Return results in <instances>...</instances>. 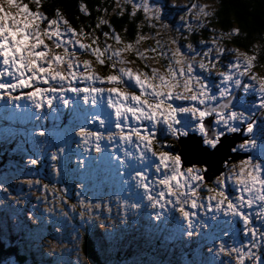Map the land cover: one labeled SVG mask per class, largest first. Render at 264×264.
<instances>
[{"label":"rangeland","instance_id":"1","mask_svg":"<svg viewBox=\"0 0 264 264\" xmlns=\"http://www.w3.org/2000/svg\"><path fill=\"white\" fill-rule=\"evenodd\" d=\"M171 2L177 5L173 15L162 12L159 6H149L147 0H117L114 10L119 13H127L122 8L125 3L133 5L132 15L139 9L147 12V31L142 37L139 32L133 42L124 35H112L105 48L89 41L94 54L87 57L83 52L86 41L69 36L63 21L56 27H45L41 25L42 13L17 9L13 7L14 0H0V82L9 86L0 88V121L6 119L2 117L4 112L9 113L12 108L21 116L32 110L31 117L39 118H13L24 124L23 130H31L29 124L33 121L61 123L60 110L67 106L58 109L55 102L60 100L71 102L76 109L81 105L78 101L92 106L89 112L78 113L82 130H71L75 128L73 124L51 129H59L56 135L62 152V164L57 169L55 160L47 156L51 149H45L53 181L38 183L40 187L30 183L27 188L21 186L4 197L0 195V210H6L11 223L2 232L19 234L16 237L21 241L16 244L24 251L26 247L34 255L33 261L86 264L79 246L87 225L97 236L98 252L109 258L117 257L116 252L110 251L118 246L146 253L151 244L161 243L177 247H170L174 254L165 259L167 264H184L189 256L181 255L180 248L196 244L199 246L194 257L199 261L264 264V75L256 69L248 71L245 52L223 43V35L217 29H208L205 16L214 10V2ZM202 27L207 28L198 30L205 34L196 38L199 46L194 41H182L188 30ZM48 32L52 35L45 37ZM77 47L81 50H75ZM222 55L227 58L224 62ZM240 92L248 99L250 94L256 97L247 104L237 102ZM226 98H234V106L206 111L208 104ZM210 115L224 133L248 135L236 143L232 152H249L247 157H237L226 164L225 171L213 182L204 179L200 164L182 166L169 148L179 134L187 131L201 135L203 144L215 145L218 139L207 137L202 125V120ZM84 117L91 122L89 129H85L88 122ZM92 122L100 126L97 134L90 129ZM3 136L0 140L10 137ZM33 139L30 146L40 150L41 143ZM17 145L16 152L24 154H19L12 172L0 175V191L10 178L18 181L31 174L32 178L42 179L37 171L29 170L33 165L31 158ZM71 147L73 150L69 151ZM66 159H71V169L79 170L82 178L76 179L78 184L73 186L78 209L85 214L69 221L64 202L51 197L59 187L65 188L62 175ZM94 159L98 162L90 168ZM107 164L111 168H106ZM134 164L138 169L130 172ZM66 199L69 200L67 196ZM31 200L34 203L30 206ZM16 210L21 213L18 218H14ZM27 210L39 211L37 216L41 217L32 218ZM50 214L65 219V225L49 223ZM179 223L184 228L179 231L182 235L178 234ZM46 225L52 226L56 234L48 236ZM149 226L159 227L151 232ZM107 227L110 231L103 238L98 237L102 236L98 232L104 233ZM232 232L236 236L233 253L219 252V240ZM182 237L197 241L188 239L189 243H182ZM223 245L230 248L225 242ZM149 251L147 258L155 260L154 250L150 247ZM157 251L168 253L162 248Z\"/></svg>","mask_w":264,"mask_h":264},{"label":"trees","instance_id":"2","mask_svg":"<svg viewBox=\"0 0 264 264\" xmlns=\"http://www.w3.org/2000/svg\"><path fill=\"white\" fill-rule=\"evenodd\" d=\"M15 4L13 7L19 9L21 7L30 8L32 12H37L38 14L42 13V26H45L48 22L49 26H54L58 24V22H62L64 25H67L69 31L71 32L70 35L78 36L82 40L86 41L88 46L85 50L84 54L89 55V41L95 47H101V45L105 44V39L109 41L111 39L112 34L114 31H120L122 35H124L128 39H132L136 31L140 29L141 33H145L147 28L145 24L147 23L148 19L145 16V12L142 9H139L136 15L130 14V5H127L126 12L119 13L114 10L116 8L117 0H14ZM214 2L216 5L214 10L211 14L205 16V20H208V29L215 28L218 32L223 35V43L226 45H233L238 47L239 49L245 52V59L246 63H248V67L256 71H259L264 75V0H210ZM154 3V0L152 1ZM162 5L166 6V9L171 13H176L174 11L176 7H173L169 4L170 0H162ZM159 4V3H157ZM129 13V14H128ZM110 15V16H108ZM109 19L110 21H106ZM145 20L146 22H141ZM106 21V22H105ZM137 22H141L143 26H137ZM136 24V25H135ZM127 26V28H126ZM202 31V30H201ZM104 33L105 39H104ZM200 34L196 32L195 35ZM202 35L205 36L204 33ZM102 36V38H101ZM110 37V38H106ZM188 41V39H184L183 42ZM196 46H199V41L195 42ZM226 59V57H222ZM244 59V60H245ZM249 63L253 65L249 66ZM243 106V105H241ZM20 135H23L20 131H17ZM24 136V135H23ZM27 139L30 156L32 158L31 162L33 165L30 167L29 170L32 171V168H38L39 166L45 165V161L48 163L46 156V147L48 146L51 150L48 151L50 153L47 155L48 157L53 153V159L55 160V166L57 169L60 168L59 160H60V153L61 144L57 143L58 136L54 135L51 140L48 139L47 143L43 144L41 150L37 148L31 150L30 148V141L28 137L25 136ZM180 147L179 143H176L175 150ZM73 150L71 147L69 149ZM42 152V153H41ZM5 156H2V159ZM64 165L67 167L64 168L68 172L72 171V161L71 159L66 160L63 162ZM25 171L26 173H29ZM58 172V171H57ZM51 175L53 172H50ZM48 174V173H47ZM74 176L75 174H71ZM46 181H53L48 174L46 179L40 180V184ZM76 183L75 181H73ZM19 184L14 185L15 188H19V185H22L23 188H27L28 184L40 187L38 182L30 176H26L25 178L18 180ZM48 183V182H46ZM27 190V189H26ZM34 203V201H30L29 204ZM18 215L20 214V210H16ZM2 212L0 211V214ZM16 214V215H17ZM31 215H37L36 210H31ZM83 214V213H82ZM85 215V214H83ZM232 232L230 235L227 234L224 240H219V252L226 251L227 253L231 252L232 247L227 250L226 246L223 245V242L226 245H234L236 244V236ZM83 239V251L84 253L81 254V257H85L86 264H167L165 260L167 257L171 258L174 251L170 250V247L176 248L170 245H162L161 243H153L146 249L147 252L145 253L142 250H135V251H127V246L122 245L113 248L110 253L116 252L117 257H108L106 253H99L98 248L95 245V240L97 236L92 234L87 235L84 234ZM16 235H6L0 230V264H26L27 262L30 264H40L32 260L34 256L26 247L21 249L18 246ZM208 240L215 246L216 242L208 238ZM156 245H159L155 247ZM150 247L154 250L156 258L155 260H150L147 257L149 256V249ZM162 248L163 250L168 251V253L158 252L157 249ZM226 249V250H225ZM116 250V251H114ZM28 252V256L25 254ZM196 249L193 251L192 249H187L183 252L185 256H189V260H185L184 264H210L209 260L199 261L197 260L195 255ZM182 254V255H183ZM236 256V255H235ZM262 262H264V255L261 257ZM29 260V261H27ZM51 259H45L44 264H50ZM68 264V262L66 263Z\"/></svg>","mask_w":264,"mask_h":264},{"label":"water","instance_id":"3","mask_svg":"<svg viewBox=\"0 0 264 264\" xmlns=\"http://www.w3.org/2000/svg\"><path fill=\"white\" fill-rule=\"evenodd\" d=\"M151 2L153 0H147ZM158 1V0H154ZM160 1V0H159ZM234 98H226L221 101L208 104L206 111L212 113L216 110H224L228 106H234ZM203 127L207 131L208 137H214L215 134H221L223 129L215 128L213 125V116L203 119ZM241 134H222L219 142L215 147L203 144V137L196 133H188L186 136H180L178 143L180 147L176 152L180 155L183 165L197 163L206 167L204 171L205 180L208 182L220 175L225 170V163H231L237 157H244L247 154L240 152H232V148L237 142L241 141Z\"/></svg>","mask_w":264,"mask_h":264},{"label":"bare ground","instance_id":"4","mask_svg":"<svg viewBox=\"0 0 264 264\" xmlns=\"http://www.w3.org/2000/svg\"><path fill=\"white\" fill-rule=\"evenodd\" d=\"M161 1L162 0H158V1H155V2H157V3H159V4H161ZM148 2V1H147ZM149 3V2H148ZM151 3V2H150ZM36 14H37V12H36ZM59 25L61 24V23H58ZM41 25H42V21H41ZM48 25H49V23L47 22L46 23V26L45 27H48ZM64 25V24H63ZM64 31H65V29H64ZM49 36V35H48ZM47 36V37H48ZM59 43V42H58ZM60 44V43H59ZM85 45H86V47L88 46V44L87 43H85ZM61 46H62V44H61ZM75 50H78V48H76ZM83 52H86V51H83ZM53 54V53H52ZM47 55H49V54H47ZM87 57H89V55L88 54H85ZM50 56H51V54H50ZM54 56V55H53ZM36 81H40V80H37L36 79ZM11 82V81H10ZM42 82V81H41ZM36 83V82H35ZM125 83V82H124ZM41 84V83H40ZM34 86H35V84H34ZM65 89V88H64ZM67 90V89H66ZM237 92V91H236ZM87 96V95H86ZM111 96V95H110ZM249 98H253L252 96H249ZM87 99V98H86ZM78 102H80V106H79V108L78 109H76V107H73V105L71 104V102H68V101H65V100H60V101H58V102H55V106L58 108V109H60L61 107H63V106H67V108H65V109H62V110H60V112H64V113H66V116L65 117H62V116H60V118H77L78 116H79V112L80 113H84V111H89V105H87V104H83V103H81V101H78ZM80 108H84L83 110H80ZM95 109V108H94ZM5 111H7V108L5 109ZM26 112V111H25ZM24 112V113H25ZM48 113V112H47ZM70 117H69V116ZM85 115H87V114H85ZM32 116V110H29L27 113H26V115H24V116H21V114L19 113V111L16 109V108H12L11 110H10V112L8 113V112H4V115L2 116L3 118H39V117H31ZM60 120V119H59ZM56 121H58V120H56ZM36 122H38V123H41V120L40 121H36ZM111 124V123H110ZM137 125V124H136ZM137 127V126H136ZM152 128V127H151ZM153 130V129H152ZM152 134V133H151ZM216 135V134H215ZM214 135V136H215ZM152 136V135H151ZM154 137V136H153ZM1 140H2V142H3V145H5V146H7V145H9V144H12L13 143V141L12 140H10L9 138H1ZM42 142V141H41ZM42 144H43V142H42ZM11 150H12V155H11V159L13 160V161H15L16 160V158H15V154H14V152H13V150L16 152L17 151V149H18V145L17 144H15L13 147H11L10 148ZM171 149V148H170ZM177 153V152H176ZM177 156H178V153H177ZM245 157V156H244ZM103 159L105 158V157H102ZM130 159H132L133 160V157H131L130 156ZM94 161L95 162H93V163H90V168H92V166H94L95 165V163H97L98 161L96 160V159H94ZM102 161V160H101ZM235 161V160H234ZM234 161H232V162H234ZM103 162H104V160H103ZM231 162V163H232ZM194 164V163H193ZM197 164V163H196ZM104 165V164H103ZM110 166V164H107V166H106V168H108ZM118 166V165H117ZM121 166V165H120ZM99 167V166H98ZM109 168H111V166L109 167ZM131 168V167H130ZM137 169H138V165H136V164H134V165H132V168H131V170H130V172L131 171H133V172H135V171H137ZM73 170V169H72ZM78 171V170H77ZM113 171V170H112ZM114 171L117 173V168L116 167H114ZM79 172V171H78ZM109 176H112L113 177V175L112 174H110ZM112 180H116L115 178H112ZM148 215V214H147ZM218 217L220 218L221 217V214L219 213L218 214ZM148 225V224H147ZM157 227H159V226H157ZM156 227V228H157ZM175 227H177V226H175ZM195 227V226H194ZM198 227V226H197ZM178 228H179V230H178V234H181V232H179L180 230H182V229H184V228H182V226H181V224L179 223V225H178ZM188 228V227H187ZM191 230V229H190ZM195 233V232H194ZM182 235V234H181ZM176 238V237H175ZM188 239H193V241H197V238H192V237H190V238H188ZM188 239H185V237H182V243L183 242H185V243H189V241H186V240H188ZM184 240V241H183ZM174 241V240H173ZM192 241V240H191ZM95 242V241H94ZM96 243V242H95Z\"/></svg>","mask_w":264,"mask_h":264},{"label":"flooded vegetation","instance_id":"5","mask_svg":"<svg viewBox=\"0 0 264 264\" xmlns=\"http://www.w3.org/2000/svg\"><path fill=\"white\" fill-rule=\"evenodd\" d=\"M149 6H159V7H161L162 8V12H164V13H166L167 15H172L173 14V12L171 13L170 11H168L167 9H166V6L165 5H162V4H159V5H156L157 3H154V2H151V3H147ZM169 4H171L173 7H177V5L175 4V3H173V2H171V0H170V2H169ZM127 5H129V4H126L125 3V6L124 7H122L123 9H125V10H127L126 8V6ZM162 5V6H161ZM130 6H132L133 7V5H130ZM132 7H130V9L132 10ZM131 10H130V14H131ZM175 10H176V8H175ZM146 12V11H145ZM147 13V12H146ZM137 14V13H136ZM135 14V15H136ZM106 22V21H105ZM136 25V24H135ZM146 25H147V23L145 24V27H146ZM137 26H143L142 25V23L141 22H137ZM148 26L150 27V25L148 24ZM126 28H127V26H126ZM151 28V27H150ZM205 28H207V27H202V28H200V29H197V28H191V30H188V33L185 35V37H184V39H188V40H190V41H194V42H197V39L196 38H201L202 37V35L201 34H198V35H195V33L196 32H198V30H201V29H205ZM152 29V28H151ZM147 31V30H146ZM139 32H140V29H138L137 31H136V34H135V36L132 38V39H128V38H126L125 36H123L122 34H121V32L120 31H114V33L112 34V35H115V34H119L120 36H123L127 41L128 40H130L131 42H133V41H135L136 39H137V37H138V34H139ZM143 34L144 33H141L140 32V36L142 37L143 36ZM106 38H110V37H106ZM104 39H105V37H104ZM184 39L182 40V41H184ZM107 42H109V41H107L106 39H105V44H103L102 46L105 48L106 46H107ZM92 50V49H91ZM89 55H93V53H89ZM90 57V56H89ZM102 61H103V59H102ZM101 65H102V63H101ZM103 66V65H102ZM246 69L248 70V71H251V70H253V69H251L250 67H248V65H247V67H246ZM106 70H108V68H106ZM240 95H241V101H247V103H249V99H248V96H246V97H243V95H242V93L240 92L239 93ZM250 96H252V95H250ZM253 98H255V96H252ZM252 98V99H253ZM256 115V114H255ZM259 118V117H258ZM245 129H247V127L245 128ZM215 138H219L218 136H216V137H212L211 139H215ZM172 145H176V141L174 140L173 142H172ZM172 147V146H171ZM173 149H175V148H173Z\"/></svg>","mask_w":264,"mask_h":264}]
</instances>
